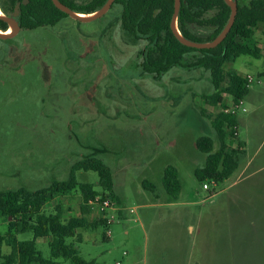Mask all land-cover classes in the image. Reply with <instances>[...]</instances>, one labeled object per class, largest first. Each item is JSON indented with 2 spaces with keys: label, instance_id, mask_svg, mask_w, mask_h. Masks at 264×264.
<instances>
[{
  "label": "rangeland",
  "instance_id": "rangeland-1",
  "mask_svg": "<svg viewBox=\"0 0 264 264\" xmlns=\"http://www.w3.org/2000/svg\"><path fill=\"white\" fill-rule=\"evenodd\" d=\"M4 4L12 15L9 0ZM121 13L116 3L92 21L68 16L0 38V189L47 186L66 179L77 160L95 155L112 167L120 203L109 213L111 223L78 229L81 240L68 239L84 258L96 264H264L263 195L236 196L230 204L253 186L263 189V180L254 182L263 174L235 186L236 174L206 181L208 190L195 175L207 156L196 138L210 135L207 121L216 115L201 111L203 95L214 91L210 71L193 65L198 54H189L161 75L145 72L146 40L128 41ZM190 29L202 37L212 31L196 24ZM167 165L180 173L176 199L163 186ZM77 178L102 189L95 171L79 170ZM57 203L65 218L80 215L79 188L55 196L45 209ZM97 213L88 214L90 222ZM8 222L0 217L1 233ZM37 245L50 257L49 237Z\"/></svg>",
  "mask_w": 264,
  "mask_h": 264
},
{
  "label": "trees",
  "instance_id": "trees-1",
  "mask_svg": "<svg viewBox=\"0 0 264 264\" xmlns=\"http://www.w3.org/2000/svg\"><path fill=\"white\" fill-rule=\"evenodd\" d=\"M73 10L91 13L101 8L107 0H90L78 5L74 0H61ZM236 20L227 37L214 48L198 49L183 44L174 34L171 21L175 9V0H115L114 4L122 5L120 17L121 27L130 43L146 40L143 49L142 68L145 72L161 75L175 66L181 65L189 54H198L193 65H202L211 74L214 91L203 95L205 102L222 109L212 121L219 143L215 148V139L209 135H201L196 140L197 148L206 153V163L195 169L200 182L219 183L230 177L238 168L242 142L231 146L229 141L237 138V114L225 112L223 93H228L237 101L248 92L246 78L235 70H225L224 64L235 61L239 56L249 54L260 56L262 49L251 41L255 27L264 28V0H250L241 4L238 0ZM21 3L17 20L21 28L35 29L42 26H54L69 15L60 10L52 0H9L12 15L17 3ZM112 5V6H113ZM2 10L9 11L1 0ZM231 7L225 0H182L178 25L181 33L196 41H211L227 24ZM196 24L211 27L212 31L205 37L199 36L190 29ZM9 24L0 19V29L7 30ZM95 171L99 175L101 191L95 183L80 182L77 171ZM146 189L155 190V184L144 180ZM163 186L173 198H178L182 183L178 168L167 165L163 175ZM79 188L82 196L81 214L65 218L62 203H57L53 211L45 209L55 196L70 193ZM97 195L109 197L120 203L115 192V178L112 167L102 158L88 155L73 163L66 179H55L49 185L37 189L25 186L0 189V217L8 219L6 233L0 232V264H62L63 260L71 264H96L95 260L84 258L75 242L69 238L81 240L78 229L97 226L106 222L97 217L90 222L87 215L91 212L88 201ZM32 232V239L18 238L19 234ZM51 238L50 257H45L38 248L37 239ZM4 246L9 247L4 252Z\"/></svg>",
  "mask_w": 264,
  "mask_h": 264
},
{
  "label": "crops",
  "instance_id": "crops-1",
  "mask_svg": "<svg viewBox=\"0 0 264 264\" xmlns=\"http://www.w3.org/2000/svg\"><path fill=\"white\" fill-rule=\"evenodd\" d=\"M250 39L256 46L262 49L260 56L256 57L249 54H244L239 56L235 61L227 62L224 64L225 70H235L240 76L244 78H246V76L248 75L254 77V82L248 88V92L244 97V107L246 108V110H240L237 113V138H233L229 141V144L234 147L237 145L238 141L242 142V154L239 166L234 171V173L227 178L229 179L234 174H236L234 180L230 183V186L238 185L243 180L256 178L260 174L263 175L259 176L254 182L263 180L264 183V28L262 26L255 27L252 31ZM234 102L235 100L232 95L223 93V103L224 105H226V107L233 105ZM221 109V106H212L205 102L201 111H203V113L204 111H206V113L208 114L210 112H215L217 114ZM215 116L216 115L210 116V123L209 121H206L209 126L208 128L210 129L209 136L215 139V148L217 149L219 143L216 138V131L212 125V121ZM261 190L263 192H261ZM251 195H263L264 211V187L263 189H260L259 187L253 186L248 192L243 191L241 193H238L237 195H234L230 198V204L231 206H234V204L237 203L234 202L236 196H238L239 198L244 196L246 198L247 196ZM247 201L248 200H246V202ZM114 210L115 208L108 210L106 212L107 216L109 217V213ZM105 219L107 222V218ZM50 239L51 238H49V241ZM214 254H212V256ZM175 258L177 260V257Z\"/></svg>",
  "mask_w": 264,
  "mask_h": 264
},
{
  "label": "water",
  "instance_id": "water-1",
  "mask_svg": "<svg viewBox=\"0 0 264 264\" xmlns=\"http://www.w3.org/2000/svg\"><path fill=\"white\" fill-rule=\"evenodd\" d=\"M27 1L28 0H25V3ZM52 1L60 10L67 13L69 16L73 17L76 20L87 22V21L95 20L103 16L104 14H106L112 7L115 0H107L101 8L91 13H84V12H78L76 10H73L71 7H69L67 4H65L61 0H52ZM225 1L231 7V14H230L227 24L224 26V28L220 31V33L213 40L196 41V40L185 37L181 33L179 29V25H178V16H179L182 0H175V9H174V13H173L172 21H171L172 31L183 44L190 46V47L202 49V48H214L218 46L227 37L228 33L232 29V26L236 20V16L238 12V3L235 0H225ZM20 5H21L20 2L17 3V5L15 6V11L13 15H7L4 11H3V14H0V19L6 21L9 24V26L13 25L14 27V31L11 33L7 32L8 29L5 31L0 29V38L2 39L12 38L15 35H17L18 32L21 30V26L17 20V16L19 15V12H20Z\"/></svg>",
  "mask_w": 264,
  "mask_h": 264
},
{
  "label": "built area",
  "instance_id": "built-area-1",
  "mask_svg": "<svg viewBox=\"0 0 264 264\" xmlns=\"http://www.w3.org/2000/svg\"><path fill=\"white\" fill-rule=\"evenodd\" d=\"M246 80H247L246 87L249 88L251 86V84L254 82V77L251 75H248V76H246ZM240 110H244V111L246 110V108L244 107V98L238 99L237 101L234 102L233 105L226 107L224 111L227 113L237 114ZM203 189H206V190L209 189L208 182L203 183ZM88 205L91 208V212L93 210L98 211V213L100 215L98 217L107 218L108 223L112 222L111 218L109 219L106 212L108 210L116 207V205H117L116 201H114L113 199H111L109 197H104L103 195H97L88 201ZM129 210L131 213L136 212V209L134 207L130 208ZM107 235L108 236L111 235L110 229H108ZM117 264H120V262H117Z\"/></svg>",
  "mask_w": 264,
  "mask_h": 264
},
{
  "label": "bare ground",
  "instance_id": "bare-ground-1",
  "mask_svg": "<svg viewBox=\"0 0 264 264\" xmlns=\"http://www.w3.org/2000/svg\"><path fill=\"white\" fill-rule=\"evenodd\" d=\"M0 14H3V10H2V8H0ZM9 28H11V29H10V31H9L8 33H11V32L14 31V27H13V25H10V26L8 27V29H9Z\"/></svg>",
  "mask_w": 264,
  "mask_h": 264
},
{
  "label": "flooded vegetation",
  "instance_id": "flooded-vegetation-1",
  "mask_svg": "<svg viewBox=\"0 0 264 264\" xmlns=\"http://www.w3.org/2000/svg\"><path fill=\"white\" fill-rule=\"evenodd\" d=\"M10 29H11V28H9V29L7 30V32H9V31H10Z\"/></svg>",
  "mask_w": 264,
  "mask_h": 264
}]
</instances>
